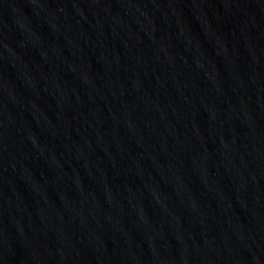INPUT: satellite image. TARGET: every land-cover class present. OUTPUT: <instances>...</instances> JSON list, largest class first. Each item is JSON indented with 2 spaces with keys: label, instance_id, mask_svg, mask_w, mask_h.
<instances>
[{
  "label": "water",
  "instance_id": "water-1",
  "mask_svg": "<svg viewBox=\"0 0 264 264\" xmlns=\"http://www.w3.org/2000/svg\"><path fill=\"white\" fill-rule=\"evenodd\" d=\"M0 264H264V0H0Z\"/></svg>",
  "mask_w": 264,
  "mask_h": 264
}]
</instances>
